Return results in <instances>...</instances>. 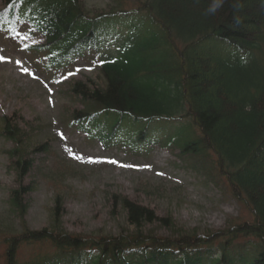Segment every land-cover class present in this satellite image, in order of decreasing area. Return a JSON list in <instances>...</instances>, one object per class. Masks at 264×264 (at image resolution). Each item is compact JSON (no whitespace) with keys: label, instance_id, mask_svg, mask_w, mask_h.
Segmentation results:
<instances>
[{"label":"trees","instance_id":"16d2710c","mask_svg":"<svg viewBox=\"0 0 264 264\" xmlns=\"http://www.w3.org/2000/svg\"><path fill=\"white\" fill-rule=\"evenodd\" d=\"M122 1L110 12L89 15L82 0H1L0 31L14 37L27 23L44 44L24 50L50 73L112 41L118 51L99 56L100 81L71 87L83 107L72 113L73 123L104 146L122 132L123 145L133 150L152 143L178 149L192 169L220 180L249 220H228L206 235L161 236L144 227L160 223L173 231L171 220L117 198L128 230L82 237L63 229L56 196L48 226L31 231L24 221L33 191L24 184L33 167L30 140L2 117L18 185L8 206L20 232L0 240V264H264V0H143L130 10ZM102 22L112 25L97 29ZM102 118L108 135L97 130ZM39 245L50 250L20 258L24 248Z\"/></svg>","mask_w":264,"mask_h":264},{"label":"rangeland","instance_id":"374dc122","mask_svg":"<svg viewBox=\"0 0 264 264\" xmlns=\"http://www.w3.org/2000/svg\"><path fill=\"white\" fill-rule=\"evenodd\" d=\"M140 1L123 0L121 6L136 9ZM83 4L93 15L120 7L118 0H83ZM42 43V37L28 26H20L12 39L0 33V118L8 117L19 124L32 148L28 150L33 167L24 179L25 185H33L24 216L29 230L48 226L56 196L63 204V229L82 237L115 236L128 230L117 198H126L160 219L171 220L173 231L160 223L144 227L161 236L180 232L206 235L224 229L228 220H249L244 208L223 190L222 182L192 169L178 149L154 143L133 153L116 140L108 147L97 139L87 141V134L72 124V113L83 107L70 90L76 81L98 83L100 78L81 60L56 76L42 72L24 50L26 45ZM13 147L1 136L0 122V240L6 233L20 232L19 219L8 206L9 192L18 186L7 155ZM4 249L0 244V253ZM49 250L48 245L26 247L20 258L27 260L35 252Z\"/></svg>","mask_w":264,"mask_h":264}]
</instances>
